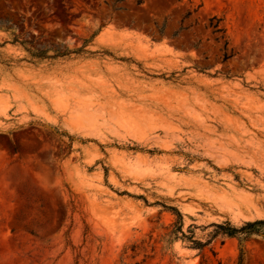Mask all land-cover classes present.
Returning <instances> with one entry per match:
<instances>
[{
	"label": "rangeland",
	"instance_id": "rangeland-1",
	"mask_svg": "<svg viewBox=\"0 0 264 264\" xmlns=\"http://www.w3.org/2000/svg\"><path fill=\"white\" fill-rule=\"evenodd\" d=\"M0 22V264H264L263 236L211 226L264 220V0H0ZM13 34L86 46L34 62ZM169 207L210 244L169 242Z\"/></svg>",
	"mask_w": 264,
	"mask_h": 264
},
{
	"label": "trees",
	"instance_id": "trees-1",
	"mask_svg": "<svg viewBox=\"0 0 264 264\" xmlns=\"http://www.w3.org/2000/svg\"><path fill=\"white\" fill-rule=\"evenodd\" d=\"M117 2V1H115ZM220 20L216 17H212L209 19V28H211L213 34H220L223 32L221 28H219ZM1 23V22H0ZM160 36H162V30H159ZM11 44L19 45L28 55L29 60L34 62H39L45 59H58L67 57L68 55L80 54L83 52V49L86 46V42H84L81 48L76 50H68V48H48L42 49L40 47H28L30 43L25 41H19L18 36L13 34V38ZM226 46V42H224ZM193 48L197 47V44L192 46ZM48 52H52V55L49 56ZM227 57L224 56V59ZM172 214L175 216V221L171 226V231L168 233L169 242L172 240H181L182 242L188 243V247L190 249L202 251L205 247L210 244V241L215 236L221 235L228 238H248L253 235H260L264 237V220H255L252 222H244L241 226L236 227L233 226L230 222L226 221L221 224H212L211 226L215 229L214 235L211 236V239L201 242L196 240L193 236L192 231H187L188 234H184L182 232V216L178 212L176 208L169 207L168 208ZM180 234V237L178 236Z\"/></svg>",
	"mask_w": 264,
	"mask_h": 264
}]
</instances>
